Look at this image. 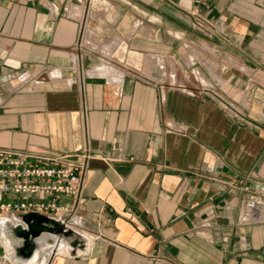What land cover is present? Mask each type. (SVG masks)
<instances>
[{"label": "crops", "instance_id": "crops-1", "mask_svg": "<svg viewBox=\"0 0 264 264\" xmlns=\"http://www.w3.org/2000/svg\"><path fill=\"white\" fill-rule=\"evenodd\" d=\"M98 1L0 0V148L91 155L37 264H264V0Z\"/></svg>", "mask_w": 264, "mask_h": 264}, {"label": "built area", "instance_id": "built-area-1", "mask_svg": "<svg viewBox=\"0 0 264 264\" xmlns=\"http://www.w3.org/2000/svg\"><path fill=\"white\" fill-rule=\"evenodd\" d=\"M90 156L87 151L50 157L0 148V219L16 226L22 221L19 213L34 211L61 220L73 214L81 201ZM246 191L255 216L264 208V187Z\"/></svg>", "mask_w": 264, "mask_h": 264}, {"label": "water", "instance_id": "water-1", "mask_svg": "<svg viewBox=\"0 0 264 264\" xmlns=\"http://www.w3.org/2000/svg\"><path fill=\"white\" fill-rule=\"evenodd\" d=\"M19 216L22 221L10 227V235L13 233L16 238L23 241V246L16 248V255L24 259H30L33 256L38 247L44 243L41 239L47 238L49 242L56 243L59 234L71 237L75 233V230L63 220L45 214L30 211L19 213ZM15 243H20V240H16ZM78 243V240H74L73 245Z\"/></svg>", "mask_w": 264, "mask_h": 264}, {"label": "bare ground", "instance_id": "bare-ground-1", "mask_svg": "<svg viewBox=\"0 0 264 264\" xmlns=\"http://www.w3.org/2000/svg\"><path fill=\"white\" fill-rule=\"evenodd\" d=\"M10 227L11 226H9L8 223H7V219L1 217V219H0V233L7 232V234L11 237V235H10ZM3 241H5L3 243L6 244V247H5L6 248V255L10 256L9 254L11 253V245H10V243H9V241L7 239H3ZM41 242H44V243L41 246H39L38 249L35 251L36 255L31 257V258H33L32 259V264H37V257L39 256L37 254L38 252L44 253L46 249H51V248L54 247L53 246L54 243L49 242L47 240V238L41 239ZM61 242H63V241H61Z\"/></svg>", "mask_w": 264, "mask_h": 264}, {"label": "clouds", "instance_id": "clouds-1", "mask_svg": "<svg viewBox=\"0 0 264 264\" xmlns=\"http://www.w3.org/2000/svg\"><path fill=\"white\" fill-rule=\"evenodd\" d=\"M3 239H7L11 245V253L9 254L11 264H32V258L25 260L24 258L16 255V248L23 246V241L21 239L16 238L13 233L10 237L7 232L0 233V241ZM16 240H20V243H15ZM35 255L36 253L34 252L33 256Z\"/></svg>", "mask_w": 264, "mask_h": 264}, {"label": "rangeland", "instance_id": "rangeland-1", "mask_svg": "<svg viewBox=\"0 0 264 264\" xmlns=\"http://www.w3.org/2000/svg\"><path fill=\"white\" fill-rule=\"evenodd\" d=\"M35 2H38V0H34ZM49 1H51V0H49ZM98 2H100V0L98 1ZM137 25H139V24H137ZM137 25L136 24H133V25H131L129 28H130V31H132V30H135L136 29V27H137ZM12 219V218H11ZM10 219V220H11ZM3 242H5V241H0V243L1 244H3V250H6V244L5 243H3Z\"/></svg>", "mask_w": 264, "mask_h": 264}]
</instances>
